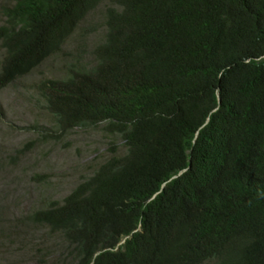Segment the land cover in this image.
<instances>
[{
  "label": "trees",
  "instance_id": "trees-1",
  "mask_svg": "<svg viewBox=\"0 0 264 264\" xmlns=\"http://www.w3.org/2000/svg\"><path fill=\"white\" fill-rule=\"evenodd\" d=\"M104 1L93 63L41 89L59 133L105 123L127 152L34 223L65 264H264V0H13L0 91Z\"/></svg>",
  "mask_w": 264,
  "mask_h": 264
},
{
  "label": "rangeland",
  "instance_id": "rangeland-1",
  "mask_svg": "<svg viewBox=\"0 0 264 264\" xmlns=\"http://www.w3.org/2000/svg\"><path fill=\"white\" fill-rule=\"evenodd\" d=\"M12 3L0 0V25L4 8ZM108 5H97L61 51L0 91V264H65L63 237L34 223V213L63 201L114 151L127 152L105 123L59 133L41 89L48 79L64 78L76 59L93 63V49L104 39ZM2 56L0 48V62Z\"/></svg>",
  "mask_w": 264,
  "mask_h": 264
}]
</instances>
